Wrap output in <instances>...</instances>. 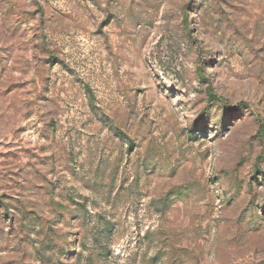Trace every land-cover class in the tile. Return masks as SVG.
<instances>
[{
  "label": "rangeland",
  "instance_id": "1",
  "mask_svg": "<svg viewBox=\"0 0 264 264\" xmlns=\"http://www.w3.org/2000/svg\"><path fill=\"white\" fill-rule=\"evenodd\" d=\"M0 264H264V0H0Z\"/></svg>",
  "mask_w": 264,
  "mask_h": 264
}]
</instances>
